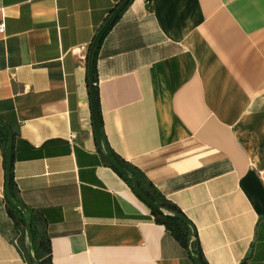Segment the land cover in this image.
Masks as SVG:
<instances>
[{
  "label": "crops",
  "instance_id": "obj_1",
  "mask_svg": "<svg viewBox=\"0 0 264 264\" xmlns=\"http://www.w3.org/2000/svg\"><path fill=\"white\" fill-rule=\"evenodd\" d=\"M120 0H0V120L52 264H264V0H131L96 56L102 143L192 223L189 241L97 146L89 43ZM70 133H74L69 140ZM0 264H29L7 213Z\"/></svg>",
  "mask_w": 264,
  "mask_h": 264
},
{
  "label": "water",
  "instance_id": "obj_2",
  "mask_svg": "<svg viewBox=\"0 0 264 264\" xmlns=\"http://www.w3.org/2000/svg\"><path fill=\"white\" fill-rule=\"evenodd\" d=\"M130 0H120L117 5L112 9L106 20L102 23V25L98 28L96 33L94 34L91 42L89 43L87 54H86V65H87V86H88V93H89V101H90V109H91V118H92V124L94 129V134L96 138V143L98 148L100 149L101 153L103 154L106 161L117 171V173L121 176L129 177L131 181V186L135 194L154 212L158 214H171L174 217L180 219L181 221L188 224L191 228V235L189 236V241L192 237L196 235L195 229L192 225V223L185 217V215L174 212V211H167L160 205H158L156 202H154L151 198L147 196V194L144 192L143 188L139 185V182L137 180V177L134 175V173L128 169L127 167L123 166L120 162H118L116 159H114L104 148L102 143V135H101V129H100V120H99V114L96 107V101H95V93H94V81H93V62H94V56L96 53V50L99 46L100 41L102 40L104 34L107 32V30L112 26L114 21L116 20L118 14L123 10V8L127 5V3ZM0 127H2L6 134V144H5V187H4V194L6 197V200L9 204L17 208L23 215L24 218V229L26 232V238H27V255L31 261L32 264H39L37 259L33 255L32 251V232L30 227V214L26 207L21 203L19 200H17L10 190V174H11V167H12V145H13V132L9 128L8 125H6L3 121L0 120ZM190 252L191 258L195 262V264H202L201 259L199 255L193 254Z\"/></svg>",
  "mask_w": 264,
  "mask_h": 264
},
{
  "label": "trees",
  "instance_id": "obj_3",
  "mask_svg": "<svg viewBox=\"0 0 264 264\" xmlns=\"http://www.w3.org/2000/svg\"><path fill=\"white\" fill-rule=\"evenodd\" d=\"M120 13L118 14L117 18L119 17ZM100 44H101V41L96 50V53L94 56V62H93V81H94V93H95L96 107L98 106L97 88L95 85L96 83V56H97V51L99 50ZM0 138L3 143V147H5L7 134L2 127H0ZM109 154L114 159H116L118 162H120L123 166L127 167L134 173V175L137 177L139 185L143 188L144 192L147 194L149 198H151L154 202H156L158 205H160L167 211H174V212H178L182 214L181 210L174 203L166 199L160 192H158L154 188V186L143 177L141 173H139L138 171H135L127 163L119 159L112 151H109ZM3 164L5 167V152H4ZM121 177L125 179L129 183L130 187L132 188L129 177H125V176H121ZM14 188L15 186H14V181H13V176H12V167H11L10 190L13 196L17 199ZM6 208H7V213L13 218L15 226L17 227L19 231L18 248L21 254L23 255V257L29 262V264H32L27 255V238H26V232L24 229L23 215L17 208L9 204L7 200H6ZM150 210L152 214L154 215V218L156 221L163 223L165 226L172 229L176 236L180 237L183 241H186L187 236L190 233V226L188 224L174 217L171 214L167 213V214L161 215V214L154 212L152 209ZM30 227H31V232H32V251H33L34 257L37 259L39 264H52L49 238L40 229L39 222H36L35 219L31 216H30ZM196 254L199 255L202 264H207L199 248L196 249Z\"/></svg>",
  "mask_w": 264,
  "mask_h": 264
},
{
  "label": "built area",
  "instance_id": "obj_4",
  "mask_svg": "<svg viewBox=\"0 0 264 264\" xmlns=\"http://www.w3.org/2000/svg\"><path fill=\"white\" fill-rule=\"evenodd\" d=\"M2 31H3V23L0 24V32H2ZM85 56L86 55L83 54V57H85ZM73 137H74V133H70L69 140L71 141L73 139Z\"/></svg>",
  "mask_w": 264,
  "mask_h": 264
}]
</instances>
